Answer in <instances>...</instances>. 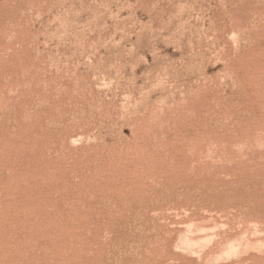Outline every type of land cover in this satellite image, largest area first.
I'll list each match as a JSON object with an SVG mask.
<instances>
[{"label":"rangeland","instance_id":"1","mask_svg":"<svg viewBox=\"0 0 264 264\" xmlns=\"http://www.w3.org/2000/svg\"><path fill=\"white\" fill-rule=\"evenodd\" d=\"M0 264H264V0H0Z\"/></svg>","mask_w":264,"mask_h":264}]
</instances>
